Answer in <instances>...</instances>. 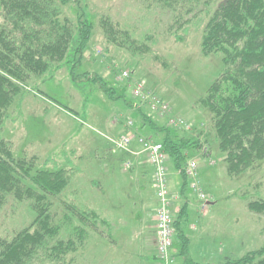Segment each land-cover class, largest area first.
<instances>
[{"label": "rangeland", "instance_id": "374dc122", "mask_svg": "<svg viewBox=\"0 0 264 264\" xmlns=\"http://www.w3.org/2000/svg\"><path fill=\"white\" fill-rule=\"evenodd\" d=\"M74 1L69 0L60 7L62 14L72 20L77 14ZM222 1L212 0L211 7L215 8ZM80 6L85 7L93 23V32L75 74L87 73L90 79L97 77L106 82L108 87L116 89L114 99H108L98 83L79 80L74 84L65 68L31 81L28 88L32 92L26 91L16 100L10 122H7L6 136L14 143L16 152L36 155L45 162L43 166L46 168L73 167L77 178L69 189L78 187L79 193L82 190L87 193L84 185L88 186L90 180L92 185V181L98 183V189L103 185L102 179L106 178L109 182L107 191H113L116 185L121 188V192L110 199L120 212L139 205V202L147 203L146 199L152 197L146 195L149 185L141 176L133 182L122 180L128 177L119 172L129 153L115 149L107 138L118 137L125 131V123L130 121L134 140L129 152L138 144L137 138L160 143L165 132L154 130L146 116L156 126L168 129L172 136L198 135L201 146L187 153L186 163H196L197 180L209 200L202 204L188 183V207L182 228L185 235L194 237L187 239V258L196 264H226L258 249L264 244V216L249 211L247 205L264 201V160L259 162L258 168L243 174L229 176L226 173L224 155L212 131L211 116L197 106V101L222 71L219 54L202 56L200 53L201 25L191 24L176 36L168 37L165 33L170 13L154 5L147 7L139 0H80ZM102 19H109L125 30L129 35L128 42L107 43L100 28ZM122 71H127L130 79L118 82L116 78ZM136 81L160 98L169 112L161 115L135 99L131 91ZM176 119L191 124V130L169 123ZM102 152H107L104 159L100 155ZM100 160L103 163L112 160V164L102 172L98 167ZM144 164L146 170H150L147 163ZM83 166L86 168L81 173ZM168 173L177 172L168 166ZM115 180L121 181L112 184ZM87 200L75 199L76 203L91 204L96 209L100 207L98 199ZM153 205L149 203V213L144 216L148 241L154 237ZM33 217L26 204H7L0 210V237L28 226ZM132 227H129L130 231ZM101 229L98 223L93 238L85 244L84 254L75 259L77 264H148L132 257V247L115 245L113 231L114 239H107L109 247L104 249L105 232L102 233ZM118 229L120 232L117 233L126 231L124 225ZM143 243L147 250L152 247L149 242ZM135 251L139 253L136 248ZM179 252L180 245L175 238L171 253ZM149 253L153 260L154 250H148ZM175 259L176 264H183L185 260L181 256H175Z\"/></svg>", "mask_w": 264, "mask_h": 264}, {"label": "trees", "instance_id": "16d2710c", "mask_svg": "<svg viewBox=\"0 0 264 264\" xmlns=\"http://www.w3.org/2000/svg\"><path fill=\"white\" fill-rule=\"evenodd\" d=\"M68 1L0 0V210L10 203L26 204L34 216L28 226L0 237V264H77L75 259L84 254L85 244L101 221L100 207L76 203V198H88L78 187L69 189L77 178L73 167L46 168L36 155L17 153L6 136L13 105L32 92L29 83L60 68L66 69L74 84L79 80L98 83L106 97L114 99L116 89L106 82L90 79L87 73L75 74L90 42L93 23L80 0L74 1L75 18L64 16L60 7ZM139 1L170 13L168 37L191 24L201 25L200 53L219 54L222 71L197 106L211 116L226 173L236 176L258 168L264 160V0H223L215 8L212 0ZM100 28L107 43L129 40L128 33L109 19H102ZM146 120L154 130L165 132L160 144L168 163L183 179V191L188 185L183 167L187 153L201 146L198 135L172 136L148 116ZM247 206L264 216V201ZM179 219L173 223L179 256L184 257L183 264H196L187 258L188 240ZM226 264H264V244Z\"/></svg>", "mask_w": 264, "mask_h": 264}, {"label": "crops", "instance_id": "0c3cea01", "mask_svg": "<svg viewBox=\"0 0 264 264\" xmlns=\"http://www.w3.org/2000/svg\"><path fill=\"white\" fill-rule=\"evenodd\" d=\"M138 145V144H137ZM137 145H134L133 150H131V153H129L128 159L125 161L124 163V167L120 168V174H127L128 177L125 176V180L126 181H135L137 177L141 176L142 178H144V180L146 181V184L149 185V189L148 193H146L147 196H151L152 199L149 200V198L146 199L147 203H141L139 202V205H132L130 209H126L123 211H120L116 208V206L114 205V203H112L110 201L112 196L118 195L119 192H121V188L118 187V185H116L115 187L112 188L113 191H107L108 186H109V182L106 178H103L102 182L103 185L99 186L97 189V184L92 181L93 185L91 184V180L88 182V186L86 185L84 189H86L87 193L83 192L86 196V198H91L90 196L93 195V198H97L100 201V210H99V214L101 217V221L99 224H101L102 229L101 231L104 229L106 234L105 235V240L103 242H105L104 247L106 248L109 244H106L107 239L108 240H112L115 237V242H117L115 245H118V243H120L123 248H133V252L132 257L137 260L140 263H147L151 264L155 262V222H154V213H155V209L157 207V200L155 197V193H154V188L152 185V168L151 166L148 164L146 157L142 154L140 155H136V153H138L140 150V146L138 147ZM141 149V148H140ZM96 151V150H95ZM107 152H102L100 153L101 158L104 159V156L106 155ZM110 154V153H109ZM143 157H145V159H143ZM112 160H108L104 161V163L102 162V160L99 161L98 163V167H99V171L103 172V168L105 169V167L111 165ZM144 162L147 163V166L150 168V170H146V168L144 167ZM101 163H103V165H101ZM129 164V167L126 168L125 166ZM167 165L169 167H171L170 163L167 162ZM171 169H173L171 167ZM177 172V171H175ZM121 180H115L114 182H111L112 184H115L116 182H120ZM87 182V181H86ZM168 193L169 195H177L178 198L173 202L172 205V213H173V218L174 220L179 219V223H180V227L182 228V224H183V220L186 219V212H187V207H188V200L186 197V188L182 191V185H183V179L182 177L179 175V173H174V174H170L168 173ZM152 186V187H151ZM98 190V191H97ZM149 193H151L150 195H148ZM153 201L155 203V206L152 204ZM149 203L151 204V206L153 205V225L154 228H152L154 230V237H152L150 240L148 241V237L147 234L148 232L145 231V226H144V222L146 221L145 219V215L146 213H149L148 210V206ZM143 222V223H142ZM120 225H124V227H126V231H124V233H117L120 232V230L118 229L120 227ZM131 225V226H130ZM133 226V227H132ZM144 226V227H143ZM129 227H132V231L129 230ZM134 228H136V232H134ZM144 228V229H143ZM147 230V229H146ZM183 230V228H182ZM190 230H193V227H190ZM115 232L114 237H112V233ZM184 232V231H183ZM111 235V237L109 236V234ZM135 233V234H134ZM187 237V239L190 240V238L194 237L191 235H185ZM176 238V237H175ZM177 239V238H176ZM148 242L152 245V247L150 248L151 251L154 250L153 253V260L149 257L150 253L148 254V249L144 247V243ZM109 247V246H108ZM135 248L139 250V253H136ZM144 250V251H143ZM143 251V252H142ZM189 253V250H188ZM173 260H174V264L176 259L175 256H179V254L177 253H171ZM108 256V255H107ZM180 257V256H179ZM184 258V257H183ZM183 262V261H182ZM182 264V263H180Z\"/></svg>", "mask_w": 264, "mask_h": 264}, {"label": "built area", "instance_id": "2783aa9c", "mask_svg": "<svg viewBox=\"0 0 264 264\" xmlns=\"http://www.w3.org/2000/svg\"><path fill=\"white\" fill-rule=\"evenodd\" d=\"M128 79H130V74L127 71H122L116 78L118 82H123ZM131 93L135 99L140 101V103L148 104L150 109L159 112L161 115L169 112L167 105H165V103L153 93L147 91L141 82L136 81L133 84ZM169 123L186 131H190L192 128L191 124L184 122L182 119H176ZM131 127L132 122L128 121L125 123V131L122 134L115 138H107L115 149L131 153L129 152V147L134 140V135L130 131ZM136 141L141 148L136 155H145L148 164L152 168V185L157 200V207L154 213L155 262L157 264H171L173 260L171 250L176 237V232L173 226L174 218L172 205L178 196L169 195L168 193V157L159 142H152L150 140H142L139 138H137ZM205 152L206 150H204L203 154H205ZM125 167L128 168L129 164ZM196 168L197 166L194 161H188L183 167V174L187 178L189 188L197 196L199 201L202 204H207L209 200L208 195L204 194L200 183L197 180ZM204 208L205 205H203L202 209Z\"/></svg>", "mask_w": 264, "mask_h": 264}]
</instances>
